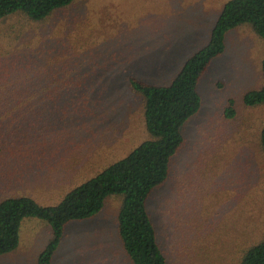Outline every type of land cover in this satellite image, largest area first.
<instances>
[{"label": "rangeland", "instance_id": "rangeland-1", "mask_svg": "<svg viewBox=\"0 0 264 264\" xmlns=\"http://www.w3.org/2000/svg\"><path fill=\"white\" fill-rule=\"evenodd\" d=\"M227 1L77 0L42 24L20 17L5 20L0 23V45L1 32L19 22L20 30L68 41L65 51L82 48L80 53L92 54L82 59L91 68H98L101 59L120 69L118 73L129 70L126 78L161 85L207 44ZM46 43L51 47L54 42ZM224 44V52L198 83L201 108L184 127V144L172 159L170 176L148 202L168 264H238L244 246L264 236V157L258 142L264 108L247 109L241 103L247 91L262 85L264 44L246 25L229 31ZM52 56L44 53L40 59L59 61L55 52ZM126 78H112L102 102L92 104L96 117L80 130L86 143L79 139L73 145L79 147L64 174L48 166L40 173L29 170L26 191L32 199L41 205L56 202L65 190L148 138L143 100L129 89ZM230 99L235 103L233 120L224 116ZM46 168L50 178H43ZM120 205L121 198L111 197L99 215L69 223L54 264H131L115 234ZM49 239L42 221L25 219L18 247L1 257L0 264H35Z\"/></svg>", "mask_w": 264, "mask_h": 264}, {"label": "trees", "instance_id": "trees-1", "mask_svg": "<svg viewBox=\"0 0 264 264\" xmlns=\"http://www.w3.org/2000/svg\"><path fill=\"white\" fill-rule=\"evenodd\" d=\"M76 1L0 0V23L20 17L42 24ZM18 25L19 22L1 32L4 42L0 45V258L16 250L21 223L34 218L42 221L50 233L35 264H53L67 225L99 215L106 199L119 197L116 235L130 263L168 264L148 202L170 176L172 159L184 144V127L201 108L198 83L211 62L224 52L225 35L246 25L264 44V0H228L207 44L189 57L168 83L161 85L132 76L126 78L129 70L118 73L120 69L109 67L101 59L98 68L96 64L91 68L82 59L92 54L80 53L82 48L65 51L68 41L33 35L20 30ZM36 38L38 45L29 48ZM46 41L54 43L49 47ZM54 52L59 61L45 63L40 59L44 53L52 56ZM60 53L67 55L63 58ZM14 56L24 60L18 63L12 60ZM68 57L72 59L67 60ZM260 72L261 87L247 91L241 98L247 109L264 108V54ZM112 78H126L129 89L143 100L142 122L148 138L65 190L56 202L39 204L26 191L30 187L26 179L29 170L40 173L42 167L48 166L51 171L56 168L66 172L70 157L79 147L73 145L79 139L86 143L81 139V128L96 117L92 104L102 102ZM224 116L227 120L236 116L231 99ZM258 137L264 157V123ZM46 170L43 178H50L51 171ZM248 245L242 249L238 264H264V236Z\"/></svg>", "mask_w": 264, "mask_h": 264}, {"label": "crops", "instance_id": "crops-1", "mask_svg": "<svg viewBox=\"0 0 264 264\" xmlns=\"http://www.w3.org/2000/svg\"><path fill=\"white\" fill-rule=\"evenodd\" d=\"M210 66V65H209ZM75 224H78V223H75ZM114 228H115V234H116V221L114 223ZM55 263V259L53 260V264Z\"/></svg>", "mask_w": 264, "mask_h": 264}]
</instances>
